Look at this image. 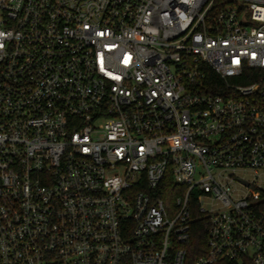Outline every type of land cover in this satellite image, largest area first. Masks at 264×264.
Returning a JSON list of instances; mask_svg holds the SVG:
<instances>
[{"label":"built area","instance_id":"built-area-1","mask_svg":"<svg viewBox=\"0 0 264 264\" xmlns=\"http://www.w3.org/2000/svg\"><path fill=\"white\" fill-rule=\"evenodd\" d=\"M264 264V0H0V264Z\"/></svg>","mask_w":264,"mask_h":264},{"label":"trees","instance_id":"trees-1","mask_svg":"<svg viewBox=\"0 0 264 264\" xmlns=\"http://www.w3.org/2000/svg\"><path fill=\"white\" fill-rule=\"evenodd\" d=\"M197 217L191 226V239L186 245L188 256L187 264L193 263L197 258L203 255L207 249V234L209 222L206 218Z\"/></svg>","mask_w":264,"mask_h":264}]
</instances>
